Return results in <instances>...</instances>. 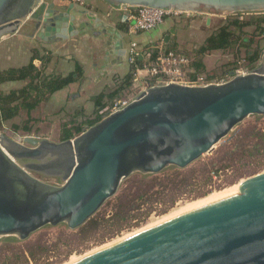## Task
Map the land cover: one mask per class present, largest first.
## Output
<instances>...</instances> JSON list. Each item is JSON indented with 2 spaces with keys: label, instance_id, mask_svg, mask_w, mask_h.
Wrapping results in <instances>:
<instances>
[{
  "label": "water",
  "instance_id": "1",
  "mask_svg": "<svg viewBox=\"0 0 264 264\" xmlns=\"http://www.w3.org/2000/svg\"><path fill=\"white\" fill-rule=\"evenodd\" d=\"M105 2L207 15L264 13V0ZM54 6L46 0H0V42L29 35L25 30L31 27V36L42 40H68L96 22L112 36L119 62L125 61L118 30L86 11L57 14ZM231 76L206 86L157 83L65 141L15 140L0 131V239L27 241L47 226L77 230L131 176L186 169L212 154L247 118L264 116V53L258 68ZM74 264H264V172Z\"/></svg>",
  "mask_w": 264,
  "mask_h": 264
},
{
  "label": "rangeland",
  "instance_id": "2",
  "mask_svg": "<svg viewBox=\"0 0 264 264\" xmlns=\"http://www.w3.org/2000/svg\"><path fill=\"white\" fill-rule=\"evenodd\" d=\"M235 19L242 20L249 25H245L241 29L231 26L230 30L234 34L233 45L226 50L212 51L201 55L200 51L205 45L206 40L211 35L216 34L221 27L230 25ZM261 19H264V13L220 15L191 13L189 16L169 17L165 20V31L169 30L170 33L174 31L175 34L170 35H175V44L178 45L177 41L182 42V48L175 47L173 44L167 45L165 43L167 34H164L163 39L153 44V46L162 47L165 50H174L188 56L193 62L189 70L191 77L202 78L205 82L217 83L231 79L232 76L230 75L232 72H250L260 66L261 56L264 53V22L258 25ZM172 25L174 26L173 30L171 29ZM156 31L145 32L133 36L131 39L138 43H143L145 39L155 40L157 37ZM38 39L36 41L38 44L37 52L32 53L38 55V57L47 58L49 55L46 49L40 45V40ZM95 42L92 45L86 42V47L83 50L84 66L86 65L88 71L89 68L92 69L94 63L98 64L99 68L101 67L104 61L99 58H101V55L104 56L103 50L110 46V41L105 39V37ZM125 42L127 44L129 40L126 39ZM95 44L98 47H95ZM99 47H102V49L99 50ZM88 50H96L97 56L90 54ZM255 52L259 54L258 60L251 65L249 58ZM199 60L202 62L204 69L197 71L193 64ZM39 65V68L42 69L43 63ZM127 74H124V77ZM146 81H148V78L138 83L133 80L131 87L127 88L116 100L109 102V109L118 100L134 97L136 90L139 88V83ZM27 82L15 86H5L4 88L1 86V89L4 92H9L13 87L21 89ZM117 86L115 82V87L112 90H116ZM50 99L51 96L42 99V102L38 105V109L35 108L31 112L32 121L28 125L27 112L22 110L18 117L0 126V131L15 140L33 137L39 140L48 139L54 142H60L64 128H69V126L74 127L84 122L85 119H77L76 117L78 116H75L66 104H63V111L58 112V105L62 103L52 105V112L57 111L54 114L55 116L52 117L50 115V103L48 106L45 105V101H49ZM93 117L94 113L89 116V118ZM15 125L21 128L18 132L14 131L13 127ZM25 126L32 129L30 133H26L23 130ZM254 132L264 134V116H250L247 118L216 146L212 154L205 155L191 165L192 171L187 170L182 176H178L179 179H182V182H179L176 187L170 188L160 196L158 194L152 202L142 205L135 212L134 219L124 222L112 219L115 201L114 199H110L95 215L97 218L102 219V222L96 229L90 230L88 233L80 234L72 230H67L64 225L57 227L47 226L41 229L28 240V244L35 247L34 249L37 247L45 249L44 253H40L41 257L38 264L76 263L90 254H95L97 250L101 251L102 247L104 248L106 245L109 246V244L111 245L120 240L128 239L140 233V231L142 232V230L144 231L150 229L149 227L152 228L160 225L163 222L199 207L206 203H204V200H208L213 195L215 196L220 194V192L222 193L223 191L236 188L259 175V173L264 172V138L254 139ZM239 141L248 145L249 151L242 152L243 155L241 156L239 154L236 155L235 160L221 162L225 153L234 152L239 149ZM220 168L222 169L220 170ZM256 173L258 174L253 176ZM137 177L139 176L135 174L130 178L134 179ZM43 180L51 185L59 184L55 179ZM123 183L124 187H126L127 183L125 181ZM127 186H131V184ZM25 247V244H20L19 248L13 247L12 244L4 241L3 238L0 239V264H4L6 256H12L13 259L19 261L17 264H28L25 263L24 259L21 260L20 252H18V249L22 250ZM29 264L35 263L30 262Z\"/></svg>",
  "mask_w": 264,
  "mask_h": 264
},
{
  "label": "trees",
  "instance_id": "3",
  "mask_svg": "<svg viewBox=\"0 0 264 264\" xmlns=\"http://www.w3.org/2000/svg\"><path fill=\"white\" fill-rule=\"evenodd\" d=\"M263 22L264 19L259 20L258 25L262 24ZM245 25L249 24L244 23L242 20L235 19L231 22L230 25L221 27L216 34L211 35L206 40L205 45L201 48V55L212 51L226 50L231 47L234 43V34L230 30L231 26H235L241 29L245 27ZM258 55L259 54L255 52L249 58L251 65H253L258 60ZM156 56L157 52L153 54L152 60H154ZM49 58V56H47L46 58L38 57V55H35L31 59L30 63L24 67L0 70V126L18 117L22 110H25L27 112L28 125L32 121L31 112L38 107L44 97L47 98L54 95L55 93L75 83L79 79V77L82 76V68L79 65H77L75 72H72L67 76L44 75L43 70L36 66L35 61L39 59L44 66L49 62ZM142 65L143 60L138 58L137 64L135 66H131V69L125 77H116L115 82L116 85H118L116 90L110 94H100L95 98L94 117H86L84 122L79 123L74 127L71 126L69 128H64L61 135V141L72 139L75 134L83 132L86 127L88 128L95 125L96 123L101 121L107 114H109V108L106 109L108 107V104H104V100L108 99L109 102L116 100L127 88L131 87L134 80V71L138 68H142ZM193 66L197 71L204 69V66L200 60L194 62ZM12 82H27V84L21 89L10 90L9 92H4L1 89V86ZM13 128L15 132H18L21 129L17 125H15ZM23 130L26 133H30L32 129L28 126H25ZM253 136L254 139L264 138V134H261L259 132H254ZM246 151H249V146L239 141V149H237V151H234L235 153H225L221 159V162L235 160L236 155L239 154V156H241L243 155L242 152L245 153ZM190 168L191 166L186 169L170 167L160 174H137L139 177L134 179L129 178L127 181H125V183H127L126 187H124L123 183L117 195L112 198L114 199L115 203L114 212L111 218L117 219L122 222L134 219L135 212L140 209L142 205L152 202L158 194L160 196L170 188L172 189L176 187L179 182H182V179H179V177L182 176L183 173L187 170L192 171V168ZM221 169L222 168H220V170ZM257 174L258 173L254 174L253 176ZM129 184H131V186H127ZM101 222L102 219H99L94 215L85 225L77 230H74V232L80 234L88 233L90 230L96 229ZM64 226L67 228V230H70L66 225ZM3 240L9 244H12L13 247L18 248L20 244H25L26 247L22 250L18 249V252H20L21 260L24 259L25 263L28 264L30 262L38 264L41 257L40 253L45 252V249L40 247L34 249L35 247L30 246L31 244H28V240L20 241L16 237H6L3 238ZM18 262L19 261L13 259L12 256H6L4 264H17Z\"/></svg>",
  "mask_w": 264,
  "mask_h": 264
},
{
  "label": "crops",
  "instance_id": "4",
  "mask_svg": "<svg viewBox=\"0 0 264 264\" xmlns=\"http://www.w3.org/2000/svg\"><path fill=\"white\" fill-rule=\"evenodd\" d=\"M48 3L54 4V10L58 13H66L67 9L70 10L71 15H77L80 11H86L88 14L100 18L105 25H110L116 30H118L123 38L125 49L128 48L129 44L133 41L131 36L127 33V16L129 10L127 8H114L110 6L105 0H87L84 6H75L64 0H46ZM73 6V7H72ZM81 20H85L83 17ZM166 22L164 25H160L156 30L157 37L155 40L145 39L143 43H139L141 47L146 48L153 46L161 39H163L164 34H167V45L173 44L175 47L178 46L182 48V42L177 41L178 45L174 42L175 35L171 36L170 31H165ZM174 26H171L173 30ZM33 28L25 30L29 35H13L7 39L0 42V70H7L10 68H21L28 65L35 56L32 52H37L38 48L37 37L31 36ZM175 34V33H174ZM108 39L110 41V46L103 50L104 56L101 55V60L104 63L101 67L94 63L92 69H86L84 66V56L83 50L86 47V42L92 44L95 41H100V39ZM97 39V40H96ZM128 39L129 42L126 44L125 40ZM40 40V45L44 47L49 55V62L43 66V73L47 76H67L72 72L76 71L77 65L82 68V76L79 79L64 88L63 90L55 93L51 96L49 101H45V105L50 108V115L55 116L57 111L52 112V105L59 106L58 112L63 111V104H66L69 109L72 110L77 119L78 118H89L91 114L95 111V98L100 94H110L115 90V78H123L124 74L128 73L131 66L126 62H119L117 56L114 54V41L112 36L107 32L105 26H101L94 22L90 28H87L79 36L72 37L68 40ZM106 41V40H105ZM97 44H95V47ZM73 49V50H72ZM91 49V48H90ZM99 50L102 47L98 48ZM104 49V47H103ZM90 54H96V50H88ZM99 55V54H98ZM37 56V55H36ZM36 66L39 68L41 61L37 59L35 61ZM142 75H145L144 73ZM142 79L146 77L142 76ZM23 82H12L3 85L5 86H15ZM16 88H12L14 90ZM19 89V88H17ZM10 91V90H9ZM104 104H109V100L105 99ZM56 108V107H54ZM66 108V109H68ZM107 107L106 109H108ZM38 109V107H37ZM51 118V117H50ZM75 118V120H76ZM71 127V126H69ZM87 128V127H86ZM85 128V129H86Z\"/></svg>",
  "mask_w": 264,
  "mask_h": 264
},
{
  "label": "built area",
  "instance_id": "5",
  "mask_svg": "<svg viewBox=\"0 0 264 264\" xmlns=\"http://www.w3.org/2000/svg\"><path fill=\"white\" fill-rule=\"evenodd\" d=\"M64 1L75 6H84L87 2V0ZM125 8L129 10L127 16V33L131 37L156 30L169 17H178L181 15L189 16L191 14L189 12H179L151 7ZM155 52H157V56L152 60V56ZM138 58L143 60V65L142 68H138L134 71V81L136 83L143 81L141 78L142 76L148 78V81L139 83V88L136 90L135 96L157 83H175L187 86H206L213 84V82H205L202 78L191 77L189 75V70L192 67L193 62L188 56L180 52L165 50L162 47L154 46L143 48L138 42L132 41L126 52L127 63L130 66H135ZM143 73L145 75H142ZM226 81L228 80L217 83H223ZM134 97L116 101L109 109V113L124 108L134 99Z\"/></svg>",
  "mask_w": 264,
  "mask_h": 264
},
{
  "label": "bare ground",
  "instance_id": "6",
  "mask_svg": "<svg viewBox=\"0 0 264 264\" xmlns=\"http://www.w3.org/2000/svg\"><path fill=\"white\" fill-rule=\"evenodd\" d=\"M245 183H246V182H245ZM245 183H244V184H245ZM244 184H242V185H240V186H237L236 188H232L231 190L223 191L222 193L220 192V194H217V195H215V196L213 195V197L209 198L208 200H207V199H206V201L204 200V203H205V202L208 203V202L213 201V200H215V199H217V198H219V197H222V196H224V195H226V194H228V193H231V192H233V191H235V190H237V189H240V188H242V186H243ZM202 203H203V202H202ZM206 203H205V204H206ZM200 204H201V203H200ZM196 205H198V204H196ZM196 205H195V206H196ZM203 205H204V204H203ZM201 206H202V205H201ZM196 208H197V207H196ZM194 209H195V208H194ZM181 215H183V214H181ZM179 216H180V215H179ZM172 217H173V216H172ZM176 217H178V216H176ZM176 217H175V218H176ZM173 219H174V218H173ZM170 220H172V219H170ZM170 220H168V221H170ZM164 221H165V220H164ZM168 221H166V222H168ZM163 223H165V222H163ZM163 223H161V224H163ZM161 224H160V225H161ZM157 226H159V225H157ZM157 226H155V227H157ZM149 228L152 229V228H154V227H152V228L149 227ZM150 229H147V230H144V231L142 230V232L140 231V233H143V232L148 231V230H150ZM140 233H138V234H140ZM138 234H135V235H133V236H131V237H129V238H132V237H134V236H136V235H138ZM129 238H128V239H129ZM125 240H127V239L120 240V241H118L117 243H113V244H111V245L109 244V246L106 245V247H104V248L102 247L101 251L104 250V249H107V248H109V247H111V246H113V245H115V244H118V243H120V242H122V241H125ZM97 252H99V251L97 250ZM97 252H95V253H97ZM93 254H94V253H93ZM90 255H91V254H90ZM90 255H89V256H90ZM86 257H88V256H86ZM86 257H85V258H86ZM80 260H81V259H80ZM72 263H73V262H72ZM73 264H74V263H73Z\"/></svg>",
  "mask_w": 264,
  "mask_h": 264
},
{
  "label": "flooded vegetation",
  "instance_id": "7",
  "mask_svg": "<svg viewBox=\"0 0 264 264\" xmlns=\"http://www.w3.org/2000/svg\"><path fill=\"white\" fill-rule=\"evenodd\" d=\"M126 52H127V49H126ZM125 60H126V57H125ZM126 62H127V60H126ZM232 73H234V72H232ZM235 73H237V72H235ZM231 76V75H230Z\"/></svg>",
  "mask_w": 264,
  "mask_h": 264
}]
</instances>
